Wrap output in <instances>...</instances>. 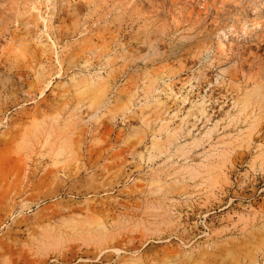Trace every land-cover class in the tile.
Segmentation results:
<instances>
[{"label": "rangeland", "instance_id": "obj_1", "mask_svg": "<svg viewBox=\"0 0 264 264\" xmlns=\"http://www.w3.org/2000/svg\"><path fill=\"white\" fill-rule=\"evenodd\" d=\"M0 264H264V0H0Z\"/></svg>", "mask_w": 264, "mask_h": 264}]
</instances>
